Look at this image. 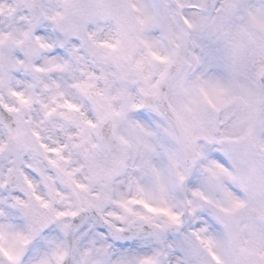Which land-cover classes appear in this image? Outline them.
I'll use <instances>...</instances> for the list:
<instances>
[{"label":"snow or ice","instance_id":"snow-or-ice-1","mask_svg":"<svg viewBox=\"0 0 264 264\" xmlns=\"http://www.w3.org/2000/svg\"><path fill=\"white\" fill-rule=\"evenodd\" d=\"M0 264H264V0H0Z\"/></svg>","mask_w":264,"mask_h":264}]
</instances>
